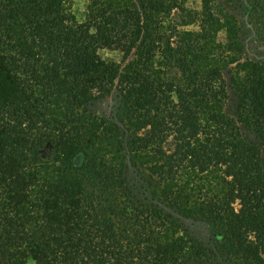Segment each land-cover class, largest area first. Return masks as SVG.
Returning <instances> with one entry per match:
<instances>
[{
	"label": "trees",
	"instance_id": "16d2710c",
	"mask_svg": "<svg viewBox=\"0 0 264 264\" xmlns=\"http://www.w3.org/2000/svg\"><path fill=\"white\" fill-rule=\"evenodd\" d=\"M175 7L91 0L87 21L77 22L63 0H0L6 264L213 262L215 252L179 234L178 220L158 205L97 200L93 190L122 186L126 152L147 166L169 208L210 224L222 254L264 264V66L237 63V105L227 114L221 67L208 63L210 32H175L177 39L162 32L161 16ZM203 8L207 26L219 23L208 0ZM99 49L121 52L122 63L132 58L107 62ZM161 65L173 66L183 84L160 74ZM114 86L134 128L125 146L117 124L77 113ZM240 125L259 143L246 140Z\"/></svg>",
	"mask_w": 264,
	"mask_h": 264
},
{
	"label": "rangeland",
	"instance_id": "374dc122",
	"mask_svg": "<svg viewBox=\"0 0 264 264\" xmlns=\"http://www.w3.org/2000/svg\"><path fill=\"white\" fill-rule=\"evenodd\" d=\"M91 0H63L65 11L72 15L77 22H86ZM176 5L168 14L162 15V32L175 38L177 32H198L201 28L210 32L211 65L221 67V75L225 81L227 99L223 111L229 115L234 114L237 105V92L231 78L239 74L237 63L250 61L264 66V0H208L211 13L219 23L206 25L203 20L204 0H169ZM225 25V26H223ZM176 32V33H175ZM231 37V39H230ZM98 55L107 62L119 63L122 66L132 58L130 55L122 63V53L117 50L99 49ZM234 60H230V59ZM160 57L156 60L159 64ZM235 61V62H233ZM233 62V63H232ZM241 68V67H240ZM158 71L169 78L182 83L176 69L172 67H157ZM242 73L239 74L241 76ZM177 76V77H176ZM177 79H176V78ZM122 100L118 87L114 86L111 92L103 98L93 100L77 110L79 115L93 116L117 124L122 132V143L129 141L133 127L128 124L122 115ZM148 128L138 132L143 135ZM242 136L249 141L259 143L255 133L250 127L240 125ZM261 150V165L264 168V143H259ZM170 147V140L165 144ZM126 152L125 167L123 170V184L115 191L107 189L93 190L97 200L106 207L114 201L133 199L140 205L156 204L178 220L179 234L191 239L197 245L215 252L217 258L213 262L207 260L190 261L189 264H239L235 259H229L221 253L210 224L199 216H185L164 203L160 196V187L155 186L152 176L146 165L132 164ZM94 187V184L91 185ZM105 201V202H104ZM0 264L6 262L0 257ZM28 264H32L28 261Z\"/></svg>",
	"mask_w": 264,
	"mask_h": 264
}]
</instances>
